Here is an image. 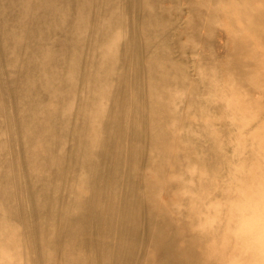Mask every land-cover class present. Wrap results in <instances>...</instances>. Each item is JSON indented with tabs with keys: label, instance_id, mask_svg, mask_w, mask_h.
Wrapping results in <instances>:
<instances>
[{
	"label": "bare ground",
	"instance_id": "6f19581e",
	"mask_svg": "<svg viewBox=\"0 0 264 264\" xmlns=\"http://www.w3.org/2000/svg\"><path fill=\"white\" fill-rule=\"evenodd\" d=\"M175 1L177 13L185 9L192 19L186 28L203 22L212 33L224 18L235 66L241 38L254 47L264 39V6L252 5L264 0H240L233 11L224 8L234 0ZM164 3L0 0V263L15 264L12 255L22 253L30 264H217L227 252L229 237L209 244L222 231L218 224L200 235L175 226L168 210L182 200L198 218L197 198L233 197L221 188L217 138L189 132L198 95L223 91L226 72L219 66L203 86L172 78L181 64L168 29L183 27L166 20ZM230 18L248 23L250 33L224 26ZM238 76L258 79L238 70L236 83L243 82ZM180 85L189 91L186 107L172 105L171 90ZM205 140L208 155L198 167L206 175L180 176ZM259 167L252 170L263 177L259 195L243 204L251 193L241 191L229 204L257 257L264 256V163ZM234 183L242 186V178Z\"/></svg>",
	"mask_w": 264,
	"mask_h": 264
},
{
	"label": "rangeland",
	"instance_id": "374dc122",
	"mask_svg": "<svg viewBox=\"0 0 264 264\" xmlns=\"http://www.w3.org/2000/svg\"><path fill=\"white\" fill-rule=\"evenodd\" d=\"M164 2L167 8L166 20L176 21L179 27H183V29H168L170 36L175 38V42L171 44L173 58L181 64L177 69L171 70L172 78L175 81L184 78L185 81H194L203 86V83L210 78H216L214 71L219 66L226 72V78L221 84H218V86L222 85L224 87L223 91L198 95L199 100L194 106L195 112L190 116L192 123L189 132L194 137L206 138V135H209L217 138L221 153L220 157L224 161L220 171L221 188L224 190V194L233 197L228 199L227 196L221 197V195L214 193L210 195L209 193L205 199L197 198L199 200L197 201L199 206L198 218H195L187 202L183 203L182 200L170 204L168 210L175 217V226H188L187 229H193L200 235L207 232L211 234L216 231L218 227L215 224L222 227L221 232L219 230L212 236L209 244L222 246L221 242L226 237H229L232 243H227L229 247L224 256L218 255L215 258L217 264H264L263 255L257 257L253 254L258 251V248L252 242L253 238L249 236V233L238 230L239 223L234 221L231 206H229L231 202L237 203L235 199L241 191L247 194L251 193V196L248 195L249 198L243 204L252 202L253 195H259V191L256 190L263 184L261 181L262 174H256V177H253L252 170L260 165L259 169L263 171L264 163V39L260 38L259 43L261 45L254 47L249 44L251 43L249 38H246V41L245 38H241V52L239 51L238 58L242 63L235 66V64H232L229 52V40L233 39L229 38L228 29L221 25L224 18L222 20L218 19L219 24H214L212 33L207 32L206 34L204 30L207 28L203 22L195 27H185L187 21L192 19L186 16L185 9L179 10L177 13L175 0H164ZM239 2L240 0H234L233 5L225 7L224 10L233 11ZM252 5L263 7L264 3ZM192 16L193 14H191ZM229 22L230 24L225 23L224 26L231 30L240 29L239 32L243 37L250 33L248 23L236 21L233 18H230ZM195 35L197 37H207V42H201L195 38ZM216 55L219 56V61L215 60L214 63L216 64L209 62ZM254 60L259 61L257 67H254ZM249 63L252 65H249ZM238 70L245 73L248 71L250 76L258 75V79L249 80L238 76L237 78L243 82L236 83L235 75ZM183 72L184 76L182 75ZM230 85L236 87L235 91H231L232 93L230 90H226V86L230 87ZM180 86L182 88L177 86L171 90L172 105L186 107L185 100L189 95V91L183 89V85ZM247 89L251 91H247ZM200 107L204 108L205 111H200ZM171 125V123H167V127H171ZM209 145V140L203 141L204 152L201 151L197 162L191 163L189 169L182 170L180 176H185L187 171L192 172V176L199 175L201 177L206 175V171L199 168L198 163L204 155H208ZM215 156L217 155L215 154ZM241 178L242 186L234 183V181H239ZM163 190L165 191L164 188ZM161 191L160 188L156 189L157 195H162L163 191ZM177 191L181 196H186V194H182L181 189ZM189 194L192 197L197 196L195 191L189 192ZM211 197L215 198L206 203V199ZM219 204H222L224 209ZM216 205L218 209H216ZM215 216L219 218H215ZM229 216H232V218L230 219ZM245 245H248V247L245 248ZM215 252L216 250L213 251V253ZM27 260L22 253H15L9 262L16 261L15 264H30Z\"/></svg>",
	"mask_w": 264,
	"mask_h": 264
}]
</instances>
